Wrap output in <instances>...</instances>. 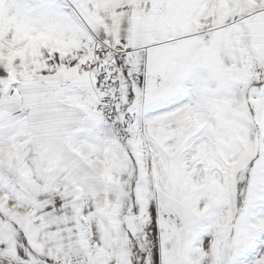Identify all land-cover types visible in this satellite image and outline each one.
Listing matches in <instances>:
<instances>
[{
	"label": "snow or ice",
	"instance_id": "snow-or-ice-1",
	"mask_svg": "<svg viewBox=\"0 0 264 264\" xmlns=\"http://www.w3.org/2000/svg\"><path fill=\"white\" fill-rule=\"evenodd\" d=\"M0 264H264V0H0Z\"/></svg>",
	"mask_w": 264,
	"mask_h": 264
}]
</instances>
